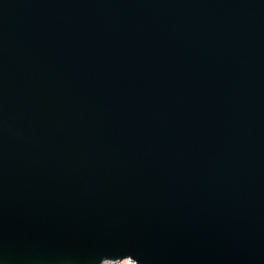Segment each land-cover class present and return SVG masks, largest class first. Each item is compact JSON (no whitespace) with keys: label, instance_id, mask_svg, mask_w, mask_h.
<instances>
[{"label":"water","instance_id":"obj_1","mask_svg":"<svg viewBox=\"0 0 264 264\" xmlns=\"http://www.w3.org/2000/svg\"><path fill=\"white\" fill-rule=\"evenodd\" d=\"M264 264V0H0V264Z\"/></svg>","mask_w":264,"mask_h":264},{"label":"rangeland","instance_id":"obj_2","mask_svg":"<svg viewBox=\"0 0 264 264\" xmlns=\"http://www.w3.org/2000/svg\"><path fill=\"white\" fill-rule=\"evenodd\" d=\"M126 260H127V262H124ZM104 264H136V263H134L130 259H125V260H122V261H119V262H115V263H104Z\"/></svg>","mask_w":264,"mask_h":264},{"label":"bare ground","instance_id":"obj_3","mask_svg":"<svg viewBox=\"0 0 264 264\" xmlns=\"http://www.w3.org/2000/svg\"><path fill=\"white\" fill-rule=\"evenodd\" d=\"M125 260V259H124ZM132 261V260H131ZM124 262H127V260L126 261H124Z\"/></svg>","mask_w":264,"mask_h":264}]
</instances>
